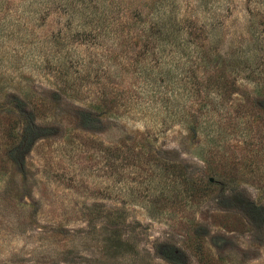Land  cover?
<instances>
[{
  "label": "rangeland",
  "instance_id": "374dc122",
  "mask_svg": "<svg viewBox=\"0 0 264 264\" xmlns=\"http://www.w3.org/2000/svg\"><path fill=\"white\" fill-rule=\"evenodd\" d=\"M0 264H264V0H0Z\"/></svg>",
  "mask_w": 264,
  "mask_h": 264
},
{
  "label": "trees",
  "instance_id": "16d2710c",
  "mask_svg": "<svg viewBox=\"0 0 264 264\" xmlns=\"http://www.w3.org/2000/svg\"><path fill=\"white\" fill-rule=\"evenodd\" d=\"M247 61H248V59H247Z\"/></svg>",
  "mask_w": 264,
  "mask_h": 264
}]
</instances>
